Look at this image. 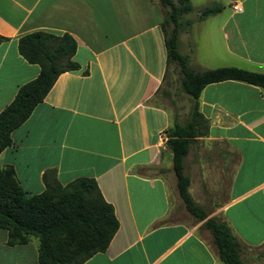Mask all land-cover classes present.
I'll use <instances>...</instances> for the list:
<instances>
[{"label": "crops", "instance_id": "0c3cea01", "mask_svg": "<svg viewBox=\"0 0 264 264\" xmlns=\"http://www.w3.org/2000/svg\"><path fill=\"white\" fill-rule=\"evenodd\" d=\"M190 3L194 17L182 19L186 25L179 23L176 41L190 69L233 65L264 72V0ZM214 3L221 10L198 19ZM165 16L160 0H0V35L6 37L0 42V111L39 72L19 54L20 36L66 32L76 41L72 60L79 68L59 74L11 131L0 164L13 167L27 196L45 188L42 174L50 168L61 184L96 180L118 228L106 250L81 264H224L205 219L186 210L176 187L166 140L177 120L161 94L171 64ZM197 101L208 125L202 136L221 143L218 151L235 162L226 197L211 212L189 193L206 218L226 222L241 248L261 250L264 89L226 79L206 84ZM6 242L7 230L0 228V264H38V240Z\"/></svg>", "mask_w": 264, "mask_h": 264}, {"label": "trees", "instance_id": "16d2710c", "mask_svg": "<svg viewBox=\"0 0 264 264\" xmlns=\"http://www.w3.org/2000/svg\"><path fill=\"white\" fill-rule=\"evenodd\" d=\"M165 7L161 23L164 32L166 63L176 62L181 71L183 90L192 97L189 119L174 122L167 129V146L172 153V170L178 194L186 210L210 230L220 259L224 264H244L240 244L224 221L206 218V212L188 191L189 178L183 171V158L196 137L207 133V121L198 110L197 98L202 88L212 82L233 79L264 89V72L228 65L192 70L188 57L177 51L176 41L181 14L192 9L190 0H160ZM222 5L203 7L198 19L219 12ZM171 23L168 32L166 26ZM6 37L0 35V42ZM19 54L29 63L39 66L33 79L21 84L13 99L0 111V152L12 144L10 133L22 124L37 103L43 100L57 76L79 68L72 60L76 41L64 32L56 35L37 30L18 38ZM45 188L26 195L11 165L0 164V228L7 230V244L27 243L31 236L38 240V264H81L96 252L106 250L118 228L113 207L102 196L92 177H78L61 184L54 168L42 174ZM264 251V247L259 252Z\"/></svg>", "mask_w": 264, "mask_h": 264}, {"label": "rangeland", "instance_id": "374dc122", "mask_svg": "<svg viewBox=\"0 0 264 264\" xmlns=\"http://www.w3.org/2000/svg\"><path fill=\"white\" fill-rule=\"evenodd\" d=\"M174 2L177 3L176 0ZM188 13L181 14L180 26L186 25V22L182 19ZM187 17H194V13H189ZM166 29L168 32L170 31V22L167 24ZM181 75L179 65L172 62L162 86L164 92L161 94L166 104L173 108L177 122L183 124L190 117L193 99L183 90ZM159 99L156 96L150 101ZM221 145L219 142L208 141L205 137L199 136L192 141L187 154L183 158L184 172L191 179V187L188 191L191 193L192 190L195 200L205 205L208 212L213 210V204H220L226 197L228 184L234 169V156H229L227 152H223L224 150L218 151ZM31 239L37 240L35 236H31ZM260 251V249L241 248L240 258L244 264H264V251L261 254Z\"/></svg>", "mask_w": 264, "mask_h": 264}, {"label": "built area", "instance_id": "2783aa9c", "mask_svg": "<svg viewBox=\"0 0 264 264\" xmlns=\"http://www.w3.org/2000/svg\"><path fill=\"white\" fill-rule=\"evenodd\" d=\"M233 8H234L235 10H240V6H238L237 4H234V5H233Z\"/></svg>", "mask_w": 264, "mask_h": 264}]
</instances>
